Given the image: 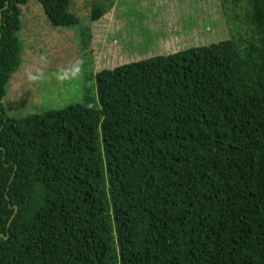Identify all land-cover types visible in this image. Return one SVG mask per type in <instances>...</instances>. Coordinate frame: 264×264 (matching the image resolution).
<instances>
[{
    "label": "trees",
    "instance_id": "obj_1",
    "mask_svg": "<svg viewBox=\"0 0 264 264\" xmlns=\"http://www.w3.org/2000/svg\"><path fill=\"white\" fill-rule=\"evenodd\" d=\"M29 1L0 0V264H264V0L246 41L102 70L100 109L15 119ZM36 1L76 23L71 0Z\"/></svg>",
    "mask_w": 264,
    "mask_h": 264
},
{
    "label": "rangeland",
    "instance_id": "obj_2",
    "mask_svg": "<svg viewBox=\"0 0 264 264\" xmlns=\"http://www.w3.org/2000/svg\"><path fill=\"white\" fill-rule=\"evenodd\" d=\"M95 8L104 11L99 21ZM246 11V0H71L76 23L55 27L30 0L21 6V65L9 80L5 113L21 119L93 101L100 109L99 72L234 36L246 41Z\"/></svg>",
    "mask_w": 264,
    "mask_h": 264
},
{
    "label": "water",
    "instance_id": "obj_3",
    "mask_svg": "<svg viewBox=\"0 0 264 264\" xmlns=\"http://www.w3.org/2000/svg\"><path fill=\"white\" fill-rule=\"evenodd\" d=\"M7 5H8V3H7ZM0 18H2V14H0ZM17 210H18V208L15 207V213H14L13 217L11 218V220L9 221V224L12 222L13 218L15 217V214H16ZM2 236H3V235H2ZM5 239H6V238H5Z\"/></svg>",
    "mask_w": 264,
    "mask_h": 264
}]
</instances>
